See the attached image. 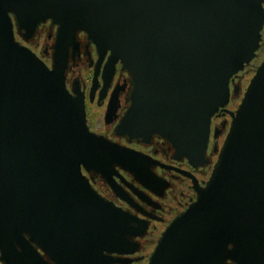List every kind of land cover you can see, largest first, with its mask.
I'll return each mask as SVG.
<instances>
[{
  "label": "water",
  "instance_id": "95a60500",
  "mask_svg": "<svg viewBox=\"0 0 264 264\" xmlns=\"http://www.w3.org/2000/svg\"><path fill=\"white\" fill-rule=\"evenodd\" d=\"M47 22L50 65L17 39ZM263 30L264 0H0V263H131L121 257L134 252L130 237L149 229L85 174L102 176L121 198L117 166L149 189L156 181L150 156L90 129L85 89L68 84L82 33L98 56L91 98L105 93L117 64L130 77L116 134L160 135L204 165L213 116L231 117L209 179L194 178L196 199L146 264H264V57L237 108L227 107ZM118 101L116 89L107 122Z\"/></svg>",
  "mask_w": 264,
  "mask_h": 264
},
{
  "label": "flooded vegetation",
  "instance_id": "af4514ba",
  "mask_svg": "<svg viewBox=\"0 0 264 264\" xmlns=\"http://www.w3.org/2000/svg\"><path fill=\"white\" fill-rule=\"evenodd\" d=\"M53 31L50 22H47L40 25L34 37L22 38L17 35V39L30 47L50 65L55 37ZM80 39L82 42L81 56H77L69 68L68 84L71 86L74 81H78L79 85L85 89L87 120L90 129L150 156L149 160L152 161L150 168L155 173L156 181L151 189L147 188L134 174L117 166L120 176L115 175L116 185L125 199L121 198L102 176L96 173L88 174L84 171L90 178L94 188L104 197L129 212L137 220L149 225V229L144 236L130 237L136 245L129 246L127 249L134 252L121 257L122 260L131 263L118 262L113 264H146L165 227L196 199L194 178L201 185H204L209 179L228 132L231 117L229 114L223 115L221 110L213 116L204 165L190 163L186 157L176 152L175 147L169 141L160 135H153L148 140L142 138L130 140L128 136L116 134L115 127L126 113L131 102L132 83L130 77L127 72L121 71L120 64H117V71L105 93L101 95V88H99L91 98L90 89L98 56L93 45L86 48L88 41L84 38V34L81 33ZM88 51L91 52V56ZM258 54V58L236 79V82L240 85L239 95L232 94L230 103L227 106L230 110L237 108L257 65L263 59L264 43ZM116 89H118L119 95L116 116L113 117L111 122H107L106 111L112 93ZM135 224L137 225V223ZM114 256L118 257L117 254H114ZM45 257L52 262L47 255Z\"/></svg>",
  "mask_w": 264,
  "mask_h": 264
}]
</instances>
